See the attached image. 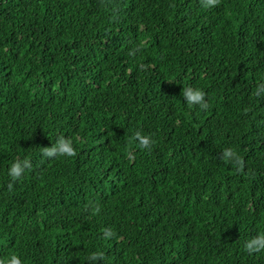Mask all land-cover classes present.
Wrapping results in <instances>:
<instances>
[{
  "label": "trees",
  "instance_id": "16d2710c",
  "mask_svg": "<svg viewBox=\"0 0 264 264\" xmlns=\"http://www.w3.org/2000/svg\"><path fill=\"white\" fill-rule=\"evenodd\" d=\"M261 232L264 0H0V264H264Z\"/></svg>",
  "mask_w": 264,
  "mask_h": 264
},
{
  "label": "clouds",
  "instance_id": "9594fccd",
  "mask_svg": "<svg viewBox=\"0 0 264 264\" xmlns=\"http://www.w3.org/2000/svg\"><path fill=\"white\" fill-rule=\"evenodd\" d=\"M205 6H212L216 3V0H204ZM183 97H186V102L189 106H194L199 104L202 108L208 107V103L205 100V92L201 88H193L192 86H188L183 89L182 92ZM133 137L137 140L138 144L142 148H148L152 143V137L150 135H145L142 133V131L137 130L133 133ZM49 156H54L57 154H67V155H73L75 149L72 146V142L69 139H66L64 137H61L57 143L54 146L47 147L44 150ZM225 159H230L239 163V157L236 155V153L233 150H226L225 153ZM29 165L28 160H17L13 162L9 168V175L15 179L19 177L22 172L24 171V168ZM111 234V233H109ZM246 248L249 251H254L259 248H264V232H261L259 235L253 237L251 240H249L246 244ZM97 253H93V257L97 256ZM12 262L14 264H21L18 257L13 255Z\"/></svg>",
  "mask_w": 264,
  "mask_h": 264
}]
</instances>
